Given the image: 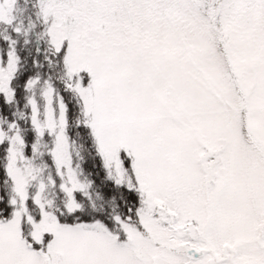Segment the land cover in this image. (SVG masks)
Masks as SVG:
<instances>
[{"label":"snow or ice","instance_id":"1","mask_svg":"<svg viewBox=\"0 0 264 264\" xmlns=\"http://www.w3.org/2000/svg\"><path fill=\"white\" fill-rule=\"evenodd\" d=\"M0 264H264V0H0Z\"/></svg>","mask_w":264,"mask_h":264}]
</instances>
